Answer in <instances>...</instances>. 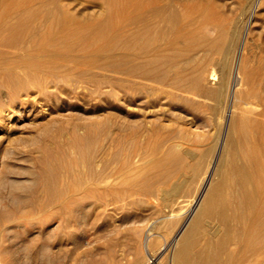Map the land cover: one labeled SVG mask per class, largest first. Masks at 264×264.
<instances>
[{
	"label": "rangeland",
	"instance_id": "rangeland-1",
	"mask_svg": "<svg viewBox=\"0 0 264 264\" xmlns=\"http://www.w3.org/2000/svg\"><path fill=\"white\" fill-rule=\"evenodd\" d=\"M10 1L12 2L9 0L5 5L0 0V11L3 10L0 22H4L3 25L0 24V53L4 56L0 54V66H8L7 71L0 68V72H3L0 76L5 74L0 77V242L3 247L0 252V264H173L178 239L195 212L193 210L186 214L197 193V182L192 175L194 166L198 160H204L203 168L208 167L213 159L219 158L232 117L240 108L237 107L236 99H231L227 105H223L214 96L196 94L174 84L173 86L171 80L162 81L137 69V62L128 56L133 51H127L129 42L124 35L128 31L136 32L142 24L133 22L134 25L129 19L142 12L145 17L152 16L154 21L153 29L140 37L144 42L139 38L135 49L137 52L145 47L144 53L152 54L162 48L163 44L165 47L174 40L184 49L181 56H178L183 63L188 57L203 56L207 52L214 53L212 55L218 59L225 56L233 59L244 46L247 51L245 52L252 61L254 60L253 81L264 84V1L205 0V4L204 0H189L196 1L197 5L190 2V7L195 8V11L189 8V11L185 12L181 5L182 0H175L174 3L182 6L179 7L181 10L178 9L180 13L176 14L174 9L177 7L171 6L156 14L158 16L153 14L150 7L141 12L130 8V0H117V3L120 2V12L115 15L113 12L109 13L110 0H55V3H51L54 0H13V5ZM160 1L157 3L161 6L167 7L170 4V0H165V3L164 0ZM69 2L76 4H73L74 8L76 6L75 10ZM122 2L126 5H121ZM202 3L207 8L215 7V14L221 16L225 25L228 24L224 54L212 47H195L192 42L187 43L188 39L182 35L187 29H199L202 35L208 25L211 28L214 25L216 29H212L218 34L219 26L215 23L209 24V20L205 18V9L198 7ZM4 5L9 8H4ZM79 5L82 7L77 9ZM125 7L126 12H123ZM49 8L57 10L52 11ZM248 9H251V12H247ZM31 10H34L33 13ZM30 11L32 15L29 14ZM221 12L226 13V17ZM21 13L24 16H21ZM8 14L11 15L7 16ZM98 14H103V17ZM119 14L123 16L120 17ZM250 14L252 21L248 22ZM63 15H66V18ZM75 15L82 16L76 17L80 22L69 18ZM89 15H92L93 21L95 17L98 18L94 21H98L96 26L93 22L89 27L86 25L88 20L90 21ZM10 17L14 18L13 21ZM33 18H36L35 21ZM229 19L230 23L226 21ZM70 20H74V24L69 23ZM118 21H121L119 26ZM44 22L48 31L50 26L52 31L45 32L47 29H44ZM112 22L116 24L114 28H111ZM63 23L64 28L60 29ZM13 25L17 27L14 28ZM87 27L94 29L95 34ZM22 28H26L23 29L24 35ZM84 28L86 34L83 30L80 31ZM8 31L12 32L13 36ZM2 32H7L8 35H2ZM68 32L71 34L68 35ZM46 33L47 35H44ZM55 33L61 36L56 38ZM99 35L103 38L108 36L102 40ZM22 36L24 37L21 38ZM21 39H24V43ZM59 39H62L63 44ZM247 41L250 45L245 43ZM51 42L56 51L51 49ZM116 42H119L118 45ZM54 44L57 46L54 47ZM62 45L64 47H61ZM46 47L50 51L47 52ZM24 50H28V53ZM29 51H32V55ZM73 53H76V57ZM80 53L85 56H77ZM68 54L72 55L71 58L74 56L75 59H80L76 61L79 67ZM53 55L61 57L52 60ZM126 55L130 58H126ZM33 58L36 60L33 65L39 64L40 67L30 65L28 68L29 65H25L26 61L31 64ZM66 59L70 62L73 60L75 64L71 62L73 66L70 67ZM5 61L9 63L5 65ZM59 61L62 62L59 64ZM85 65L90 67L87 66L84 70ZM213 65L221 78V64L216 61ZM14 70L18 77L10 75ZM24 94L29 98L26 103L23 100L26 97ZM215 143V157L205 155L207 149ZM167 164L170 173L163 174ZM174 181H184L179 191L173 189ZM169 192L174 193L172 198ZM183 221L186 223L181 227ZM209 238L208 230H204L199 238V246L207 244ZM171 239L173 241L170 243ZM234 246L231 245L233 251ZM234 253L232 263L240 264L237 252ZM223 258L226 259V256Z\"/></svg>",
	"mask_w": 264,
	"mask_h": 264
},
{
	"label": "bare ground",
	"instance_id": "bare-ground-1",
	"mask_svg": "<svg viewBox=\"0 0 264 264\" xmlns=\"http://www.w3.org/2000/svg\"><path fill=\"white\" fill-rule=\"evenodd\" d=\"M9 0H2V2L7 5ZM15 1V0H14ZM18 1V0H16ZM21 1V0H20ZM33 1V0H32ZM37 1V0H36ZM34 1V3L36 2ZM52 1V0H51ZM50 1V2H51ZM62 1V0H61ZM75 1V0H74ZM120 1V0H119ZM160 1V0H158ZM157 0H130V8H133L134 10L137 9L141 12V10L146 9V7H150L149 9L152 10L153 14L156 15L158 13H161L162 10H166L171 6H175L176 9H174L175 13L177 14L178 12L180 13L181 8H179L181 5L183 6V9L185 10V12L189 11V8H192V6L190 7V2H196V1H189V0H182V4L179 5L178 3H174L175 0H173V2H171L172 0H170V4L169 6H161L159 5ZM221 1V0H219ZM226 1V0H225ZM223 1V2H225ZM241 2H243L242 0H240ZM247 1V0H245ZM244 1V3H246ZM249 1V0H248ZM264 1V0H262ZM261 1V2H262ZM11 2V1H10ZM13 2V0H12ZM11 2V4L13 5V3ZM29 3V1H27ZM121 2V1H120ZM119 2V3H120ZM158 2V3H157ZM198 2V0H197ZM196 2V3H197ZM202 2V1H201ZM200 2V3H201ZM210 2V0L208 1ZM211 2H214L211 1ZM237 2V1H236ZM1 3V4H3ZM18 3V2H17ZM51 3H55L51 2ZM57 3V2H56ZM71 2H69L70 4ZM117 3V0H110L109 1V9L111 10L109 13H114V15L118 12H120V4ZM165 3V0H164ZM162 3V4H164ZM169 3V2H168ZM193 3V4H194ZM195 3V4H196ZM203 3H205V0L203 1ZM202 3V4H203ZM207 3V2H206ZM205 3V4H206ZM243 3V4H244ZM255 3V1H254ZM264 3V2H263ZM10 4V5H11ZM25 4V2H24ZM44 4V2H43ZM72 7L73 4L75 3H71ZM161 4V1H160ZM199 4L198 7L199 8H203L205 9V18L206 20H209V24H213L215 23V25L219 26V32L218 34H215V30H213L212 28L214 27V25H212L213 27L211 28V26H206V29H204L202 31V35L200 34L201 31L199 29L196 30H190L187 29L185 30L184 36H186V39H188V42H192L194 44V46L198 47L200 45H203V47L207 46L208 49H210L211 47L213 49H215L216 51L219 52H224V42L228 37V32H227V27L226 25H228L226 23L223 22L222 18H220L221 16H218L217 13L215 14V12L213 11L215 9L212 8H207L206 5H202ZM209 4V3H208ZM242 4V5H243ZM4 8H9V6H6ZM11 5V6H12ZM20 5V3H19ZM23 3L21 4V7ZM27 5V4H26ZM24 5V6H26ZM46 4H44L45 6ZM54 5V4H53ZM56 5V4H55ZM76 5V4H75ZM78 5V4H77ZM123 5V2L122 4ZM126 5V3H125ZM123 5V6H125ZM192 5V4H191ZM197 5V4H196ZM195 5V7H196ZM213 5V4H212ZM216 5V4H215ZM250 5V3H249ZM16 6V5H15ZM14 6V7H15ZM18 6V4H17ZM33 6V4H32ZM31 6V8H32ZM58 6V5H57ZM81 5H79L77 7V9L80 7ZM181 6V7H182ZM211 6V5H210ZM20 7V6H18ZM20 7V8H21ZM38 7V6H36ZM82 7V6H81ZM122 7V6H121ZM194 7V5H193ZM219 7V6H218ZM236 7V6H235ZM239 7V6H238ZM248 7V6H247ZM246 7V8H247ZM251 6H249L248 8H250ZM13 8V7H11ZM58 8V7H57ZM54 9V10H57ZM74 8V7H73ZM76 8V6H75ZM74 8V10H75ZM253 8V7H251ZM1 9V8H0ZM23 9V8H22ZM40 9V8H39ZM52 10V8H49ZM48 9V11H49ZM64 9V8H63ZM66 9V8H65ZM76 9V10H77ZM123 9V8H122ZM127 9L126 7L124 8L123 12H126ZM179 9V10H178ZM193 9V8H192ZM191 9V10H192ZM202 9V10H203ZM218 9V8H217ZM225 9V8H224ZM229 9V8H228ZM243 9V8H241ZM46 11V9H43ZM52 10V11H54ZM131 10V9H130ZM178 10V11H177ZM201 10V9H200ZM216 10V9H215ZM236 10V9H235ZM239 10V9H238ZM237 10V11H238ZM251 10V9H250ZM249 9L246 10L247 12L250 11ZM3 11V10H2ZM2 11H0V17L3 16ZM12 11V10H11ZM20 11V10H19ZM32 11V10H31ZM31 11L29 14H31ZM34 11V10H33ZM32 11V13H33ZM47 11V12H48ZM68 11V10H67ZM66 11V12H67ZM73 11V9H72ZM87 11V10H85ZM193 12L195 11V8L192 10ZM197 11V8H196ZM221 11V10H220ZM228 11V10H227ZM231 11V10H229ZM15 12V11H14ZM23 12V11H22ZM26 12V11H25ZM41 12H43L41 10ZM69 12V11H68ZM75 13H77L76 11H74ZM79 12V11H78ZM122 12V13H123ZM137 12V11H136ZM148 12V11H147ZM146 12V13H147ZM184 12V14H186ZM219 12V11H218ZM246 12V13H247ZM251 12V11H250ZM249 12V13H250ZM255 12V10H254ZM19 13V12H18ZM36 13V12H35ZM39 13V11H38ZM53 13V12H51ZM57 13V12H56ZM54 12V14H56ZM88 13V12H87ZM106 13V12H105ZM130 12H128L129 14ZM134 14V11L132 12ZM142 13V12H141ZM141 13H135L136 15H131L133 17H131V19H129V22H141L142 27L140 29H138L136 32H132V31H128L125 33L124 36L127 37L128 39V46H127V41H125L126 46H127V51L132 50L133 52L131 53V55L129 54L128 56H131V58L133 59V61L137 62V69L148 73V74H152L155 77H158V79H161L162 81H167V80H171L172 85H176L178 87H182L188 91H192L195 92L196 94H204V95H211L214 96L220 103H223V105L228 102L231 101V99H236L238 100L237 103V107H239L240 111L235 114L232 117L231 120V125H229V129H228V134H227V138H226V142L225 145L223 147V150L221 151V154L219 155V158L217 160L215 159H211L212 162L208 167H204L203 168V162L204 160H198L197 164L194 166L192 175L194 176L196 182H197V193L192 201V203L190 204V206L187 208V213L192 212L193 210L195 211L193 216L190 218V220L188 221V224H186V227L184 228L183 232L181 233L179 239H178V246L176 248V252L174 254L173 257V264H233L232 263V259L235 258V253L237 252V258L238 261L240 262V264H264V84H257L253 81V69H252V58L249 57V55L246 53L247 51L244 49V46L242 47L241 51L238 50V52L236 53V55L233 57V59L228 58L227 56H225L224 58H215L212 54H209L208 52L203 55V56H192V57H188V59L185 60V62L181 63L182 61H180V59L178 58V56L183 52V48L180 47V43L177 45L176 41L172 40L170 45H166L164 47L165 44H163L162 48L160 47L159 49H157L154 53L152 54H145L144 53V45H142L144 48L140 49L139 52H137L135 49L137 48V44L138 41L141 39L140 37L145 33H147L154 25V21L153 18H151L152 16L149 17H145L144 15H142ZM199 13V12H198ZM201 13V11H200ZM199 13V14H200ZM222 13V12H221ZM244 13V11L242 12ZM5 14V12H4ZM44 14V12H43ZM41 14V15H43ZM63 14H67V13H63ZM79 14V13H77ZM84 14V13H83ZM82 14V15H83ZM131 14V13H130ZM145 14V12H144ZM166 14V12H165ZM169 14V12H168ZM220 14V13H219ZM223 14V13H222ZM221 14V15H222ZM11 15V14H10ZM9 14L7 16H10ZM14 15V14H13ZM23 14L21 13V16ZM32 15V14H31ZM34 15V14H33ZM38 15V14H36ZM40 15V14H39ZM72 15V13H71ZM97 16V14H95ZM100 16H102L103 14H98ZM109 15V14H108ZM122 14H119L118 16L121 17ZM127 15V14H126ZM146 15V14H145ZM187 15V14H186ZM185 15V16H186ZM191 15V14H190ZM195 15V14H194ZM193 15V16H194ZM217 15V16H216ZM225 15L226 17V13L223 14V16ZM228 15V14H227ZM249 15V14H248ZM254 15V13H253ZM19 16V15H18ZM16 16V17H18ZM19 16V17H21ZM24 16V15H23ZM47 16V15H46ZM51 16V14H50ZM66 18V15H63ZM68 16V14H67ZM70 16V15H69ZM78 15L69 17V18H75V21H79L80 19L78 18H82V16H78V18H76ZM92 16V15H91ZM91 16L89 15V19L91 21ZM123 16V15H122ZM158 16V15H156ZM162 16V15H161ZM164 16V15H163ZM184 16V17H185ZM189 16V15H188ZM191 16V17H193ZM14 17V16H12ZM29 18V15L27 16ZM61 17V16H60ZM98 17V16H97ZM95 17V20H98V18ZM103 17V16H102ZM107 17V16H106ZM115 17V16H114ZM129 17V16H128ZM170 17V16H169ZM232 17V16H231ZM252 14H250L249 18H248V22L249 20H251ZM4 18V17H3ZM2 18V20H3ZM11 18V17H10ZM8 18V19H10ZM15 18V17H14ZM14 18H11V20L13 21ZM37 18H39L37 16ZM88 18V17H87ZM97 18V19H96ZM101 18V17H100ZM109 18V17H108ZM113 19V17H110ZM117 18V15H116ZM130 18V17H129ZM156 18V17H155ZM158 18V17H157ZM156 18V19H157ZM181 18V17H180ZM189 18V17H188ZM186 18V21L187 19ZM36 19V18H35ZM35 19L33 18V21H35ZM53 19V18H52ZM78 19V20H77ZM86 19V18H85ZM155 19V20H156ZM161 19V18H160ZM174 19V17H173ZM225 19V18H224ZM239 19V18H238ZM256 19V18H255ZM254 19V20H255ZM261 19V18H260ZM27 20V19H26ZM32 21V19H30ZM47 20V19H46ZM49 20V19H48ZM54 20V19H53ZM56 20V19H55ZM54 20V21H55ZM59 20V19H57ZM62 20V19H61ZM68 20V19H67ZM66 20V21H67ZM82 20V19H81ZM88 20V19H86ZM94 20V21H95ZM105 20V19H104ZM118 20V19H117ZM120 20V19H119ZM125 20V19H123ZM169 20V19H168ZM191 20V19H190ZM195 20V19H193ZM202 20V19H201ZM199 20V21H201ZM262 20V19H261ZM9 21V20H8ZM22 21V20H21ZM42 21V20H41ZM40 18H39V22ZM63 21V20H62ZM88 20L87 24L83 23V25H90V23H94L93 19L90 22ZM163 21V20H162ZM161 21V22H162ZM170 21H174V20H170ZM229 21L228 23H230V19L226 20ZM240 21H242L240 19ZM247 21V20H246ZM252 21V20H251ZM250 21V22H251ZM10 22V21H9ZM15 22L16 19H15ZM13 22V23H15ZM27 22V21H26ZM46 22V21H45ZM44 22V23H45ZM49 21H47L48 23ZM59 21H57L58 23ZM65 22V20H64ZM71 22V20L69 21V23ZM74 22V20H73ZM71 22V23H73ZM98 22V21H96ZM96 22L94 23L96 26ZM102 22V21H101ZM121 22V21H120ZM118 21V25L119 26L120 23ZM157 22V21H156ZM175 22V21H174ZM177 22V21H176ZM175 22V23H176ZM188 22V21H187ZM196 22V21H195ZM245 22V21H244ZM263 22V21H262ZM30 23V22H29ZM28 23V24H29ZM33 23V22H32ZM36 23L37 20H36ZM43 23V24H44ZM61 23V22H60ZM78 23V22H77ZM107 23V22H106ZM111 23V22H110ZM158 23V22H157ZM197 23V22H196ZM199 23V22H198ZM203 23V22H202ZM206 23V24H208ZM252 23V22H251ZM0 24H2V22H0ZM4 24V22H3ZM2 24V25H3ZM9 24V23H8ZM12 22L10 23L11 26ZM17 24V23H16ZM50 24V23H49ZM74 24V23H73ZM100 23H98L97 25H99ZM108 24V23H107ZM113 24V22H112ZM111 24V25H112ZM134 24V23H133ZM163 24V23H162ZM201 24V23H200ZM245 24H247L245 22ZM34 25V24H33ZM47 24L45 23V28L42 27V30L47 29L45 32H50L52 31V28L50 26V31H48V28H46ZM65 23H63V26L60 29L64 28ZM72 25V24H71ZM82 25V26H83ZM93 25V24H92ZM91 25V26H92ZM114 25H116L115 23L113 24V26L111 28H114ZM123 25V24H122ZM121 25V26H122ZM135 25V24H134ZM169 25V23H168ZM184 25V22H183ZM193 25V24H192ZM197 25V24H196ZM195 25V26H196ZM205 25V23H204ZM232 25V24H231ZM9 26V25H8ZM27 26V25H26ZM35 26V25H34ZM56 26V25H55ZM67 26V25H66ZM75 26V25H74ZM74 26H71V28H74ZM108 26V25H107ZM105 26V27H107ZM137 26V25H136ZM159 26V25H158ZM171 26V25H169ZM174 26V25H173ZM180 26V25H179ZM200 26V25H199ZM230 26V25H229ZM235 26V24H234ZM233 26V27H234ZM245 26V25H244ZM14 27V25H13ZM16 28V27H14ZM41 27V26H40ZM54 27V26H52ZM70 27V26H68ZM87 27V29H89ZM93 27V26H92ZM123 27V26H122ZM126 27V26H124ZM130 27V26H129ZM128 27V28H129ZM161 27V26H160ZM181 27V26H180ZM232 27V26H231ZM241 27V25H240ZM260 27V26H259ZM6 28V27H5ZM21 28V27H20ZM29 28V27H28ZM44 28V29H43ZM59 28V27H58ZM80 28V27H78ZM77 28V29H78ZM83 28V27H82ZM97 28V27H96ZM100 28V27H99ZM138 28V27H136ZM179 28V27H178ZM177 28V29H178ZM198 28V27H197ZM201 28V27H200ZM215 28V27H214ZM250 28V27H249ZM8 29V28H7ZM11 29V28H10ZM23 29L26 28H22ZM40 29V28H39ZM38 29V32L40 31ZM123 29V28H122ZM126 29V28H125ZM132 29V27L130 28ZM153 29V28H152ZM157 29V28H156ZM160 29V28H159ZM173 29V28H172ZM216 29V28H215ZM246 29V28H245ZM1 30V29H0ZM15 30V29H14ZM32 30V29H30ZM29 30V31H30ZM83 30L82 32L85 33V28L84 29H80V31ZM90 31H93L94 29H89ZM87 30V31H89ZM103 30V29H102ZM118 30V29H117ZM124 30V29H123ZM155 30V29H154ZM174 30V29H173ZM184 30V29H183ZM229 30V29H228ZM232 30V29H231ZM237 30V29H235ZM2 31V30H1ZM0 31V34H1ZM5 31V30H4ZM28 31V30H27ZM35 31V29H34ZM64 31V30H63ZM78 31V30H77ZM86 31V32H87ZM113 31V30H112ZM120 31V29H119ZM125 31V30H124ZM123 31V32H124ZM127 31V30H126ZM156 31V30H155ZM164 31V29H163ZM233 31V30H232ZM9 32V31H8ZM18 32V31H17ZM67 32V31H66ZM95 34V31H93ZM98 32V31H97ZM110 32V31H109ZM122 32V33H123ZM175 32V31H174ZM237 32V31H236ZM242 32V31H241ZM7 33V32H6ZM5 33V34H6ZM12 33V32H9ZM20 33V32H19ZM25 31L22 33L24 35ZM30 33V32H29ZM33 33V31H32ZM35 33V32H34ZM43 33V32H42ZM70 32H68V35ZM73 33V31H72ZM80 33V32H79ZM83 33H81L83 35ZM88 33V32H87ZM105 33V32H104ZM107 33V32H106ZM105 33V34H106ZM119 33V32H118ZM173 33V32H172ZM178 33V32H177ZM244 33V31H243ZM4 33L2 32V35ZM4 34V35H5ZM17 34V33H16ZM15 34V36H16ZM36 34V33H35ZM34 34V36H35ZM53 34V33H52ZM57 34V33H55ZM59 34H61L59 32ZM63 34V33H62ZM67 34V33H65ZM76 34V33H75ZM86 34V33H85ZM97 34V33H96ZM121 34V33H120ZM124 34V33H123ZM148 34V33H147ZM146 34V35H147ZM238 35H240V33H237ZM248 34L249 31H248ZM8 35V33H7ZM27 35V34H26ZM30 35H32L30 33ZM44 35H47L44 34ZM50 35V34H49ZM54 35V34H53ZM67 35V36H68ZM98 35V34H97ZM96 35V37H97ZM109 35V34H108ZM106 35V37L108 36ZM145 35V36H146ZM162 35V34H160ZM164 35V34H163ZM174 35V34H173ZM177 35V34H176ZM236 35V34H235ZM243 35V34H242ZM241 35V36H242ZM13 36V33H12ZM20 36V35H19ZM56 36V35H55ZM61 35L57 34L58 38ZM65 35H63L64 37ZM66 36V37H67ZM78 36V35H77ZM80 36V34H79ZM85 36V35H84ZM83 36V37H84ZM90 36L92 37V35L90 34ZM94 36V35H93ZM100 36V35H99ZM98 36V37H99ZM151 36V35H150ZM170 36V35H169ZM180 36V35H178ZM183 36V37H184ZM201 36V37H200ZM5 37V36H4ZM24 36H22L21 38H23ZM29 37V36H28ZM26 37V38H28ZM101 37V36H100ZM99 37V38H100ZM105 37V38H106ZM118 37V36H117ZM125 37V38H126ZM153 37V36H152ZM155 37V36H154ZM163 37V36H162ZM172 37V35H171ZM234 37V36H233ZM246 37V36H245ZM3 38V36H2ZM16 38V37H15ZM24 38V39H26ZM55 38V39H56ZM61 38V37H60ZM68 38V37H67ZM85 38L87 39L88 37L85 36ZM103 38V36L101 37ZM105 38H103L102 40H104ZM119 38V37H118ZM124 38V37H123ZM140 38V39H139ZM169 38V37H168ZM175 38V37H174ZM237 38V37H236ZM247 38V37H246ZM253 38V37H252ZM5 39V38H4ZM8 39V37H7ZM14 39V37H13ZM23 39V40H24ZM52 39V38H51ZM54 39V37H53ZM64 39V38H63ZM90 39V37H89ZM93 39V37H92ZM91 39V40H92ZM167 39V38H166ZM181 39V38H180ZM178 39V40H180ZM185 39V40H186ZM240 39V36H239ZM6 40V39H5ZM10 40V39H9ZM19 40V39H18ZM22 40V39H21ZM22 40V42H23ZM49 40V39H47ZM62 41V39H59ZM88 40V39H87ZM90 40V41H91ZM114 40V39H113ZM119 40V39H118ZM117 40V41H118ZM237 40V39H236ZM247 40V39H246ZM245 40V41H246ZM249 40V39H248ZM257 40V39H256ZM8 41V40H7ZM39 41V40H38ZM51 41V40H50ZM57 41V40H55ZM54 41V42H55ZM89 41V42H90ZM95 41V40H94ZM143 40L141 39V42ZM151 41V39L149 40ZM168 41V40H167ZM182 41V40H181ZM238 41V40H237ZM251 41V40H250ZM253 41V40H252ZM12 41H10V43H12ZM18 42V41H17ZM44 42V40L42 41ZM66 42V40H65ZM68 42V41H67ZM66 42V43H67ZM93 42V40L91 41V43ZM144 42V41H143ZM152 42V41H151ZM155 42V41H154ZM166 42V41H165ZM227 42V40H226ZM233 42V41H231ZM256 42V41H255ZM24 43V42H23ZM32 43V42H31ZM34 43V42H33ZM49 42H47L48 44ZM52 43L51 42V49L53 50L54 48H52ZM56 43V42H55ZM69 43V42H68ZM114 43V42H113ZM117 43V42H116ZM119 43V42H118ZM118 43L116 45H118ZM157 43V42H156ZM159 43V42H158ZM167 43V42H166ZM186 43V44H187ZM240 43V42H239ZM245 43H248L245 42ZM21 44V43H20ZM57 44V43H56ZM61 44V43H60ZM63 44V41H62ZM70 44V43H69ZM155 44V43H154ZM228 44V43H227ZM249 44V43H248ZM261 44V43H260ZM4 45V44H3ZM12 45V44H11ZM29 45V44H28ZM27 45V46H28ZM35 45V44H34ZM41 45V44H40ZM58 46H60L59 44H57ZM54 44V47L57 46ZM89 45V44H88ZM123 45L124 42H123ZM152 45V43H151ZM159 45V44H158ZM183 45V44H182ZM229 45V44H228ZM250 45V44H249ZM6 46V45H5ZM8 46V45H7ZM10 46V45H9ZM26 46V45H25ZM24 46V48H26ZM33 46V45H32ZM121 46V45H119ZM141 46V47H142ZM192 46V45H191ZM246 46V45H245ZM264 46V45H263ZM4 49L5 47L2 46ZM15 47V46H14ZM13 47V48H14ZM36 48H38L37 46H35ZM61 47H64V45H62ZM66 47V46H65ZM151 47V46H150ZM237 47V46H236ZM241 47V46H240ZM259 47V46H258ZM257 47V48H258ZM1 48V47H0ZM9 48V47H8ZM11 48V47H10ZM9 48V49H10ZM18 48V47H17ZM20 48V47H19ZM31 48V47H30ZM30 48L28 50H30ZM48 47H46L47 52L50 51L47 49ZM57 48V47H56ZM103 48V47H102ZM124 48V47H123ZM139 48V47H138ZM155 48V46H154ZM248 48V47H247ZM251 48V47H250ZM256 48V49H257ZM263 48V47H262ZM2 49V48H1ZM0 49V51H1ZM12 49V48H11ZM15 49V48H14ZM58 49V48H57ZM65 49V48H61ZM100 49V48H99ZM121 49V48H119ZM153 49V47H152ZM191 49V48H190ZM206 49V48H205ZM259 49V48H258ZM8 50V49H7ZM16 50V49H15ZM26 50V49H25ZM24 50V51H25ZM27 50V51H28ZM41 50V49H40ZM56 51V49H54ZM59 50V49H58ZM90 50V49H89ZM115 50V49H114ZM193 50V49H192ZM202 50V47H201ZM212 50V49H211ZM210 50V51H211ZM244 50V51H243ZM252 50V49H251ZM6 51V50H5ZM10 51V50H9ZM25 51V52H27ZM36 51V50H35ZM88 51V49L86 50ZM94 50V54H95ZM152 51V50H149ZM203 51H205L203 49ZM208 51V50H206ZM246 51V52H245ZM30 52V51H29ZM32 52V51H31ZM30 52V54H31ZM38 52V51H37ZM42 52V51H41ZM40 52V53H41ZM103 52V51H100ZM123 52V51H122ZM126 52V51H125ZM124 52V53H125ZM148 52V51H147ZM261 52V51H259ZM263 52V51H262ZM3 53V52H2ZM10 53V52H8ZM28 53V52H27ZM64 53V52H63ZM79 53V52H78ZM188 53V52H187ZM218 53V52H217ZM254 53V52H253ZM1 54V53H0ZM6 54V53H4ZM36 54V53H35ZM60 54V52H59ZM62 54V53H61ZM74 54V53H73ZM76 54V53H75ZM74 54V55H75ZM88 54V52L86 53ZM219 54V53H218ZM2 57L3 54H1ZM16 55V54H15ZM13 55V57L15 56ZM32 55V54H31ZM39 54H37L38 56ZM48 55V53H47ZM50 55V54H49ZM52 55V54H51ZM50 55V56H51ZM70 55V54H68ZM81 53L77 56H80ZM84 53H82L81 57L83 58ZM89 55V54H88ZM99 55V54H98ZM101 55V54H100ZM121 55V54H120ZM221 55V54H220ZM230 54L228 53V56ZM256 55V54H255ZM254 55V56H255ZM258 55V54H257ZM17 56V55H16ZM44 56H46L44 54ZM61 57V55H59ZM85 56V55H84ZM113 56V55H112ZM111 56V57H112ZM126 55V58H130ZM181 56V55H180ZM219 56V55H218ZM260 56V55H259ZM1 57V56H0ZM12 57V56H11ZM21 57V56H20ZM55 57H58L57 55H55ZM53 55L52 60H56ZM60 57H58L60 59ZM72 57V55H70V58ZM76 57V55H75ZM114 57V56H113ZM116 57V56H115ZM114 57V58H115ZM125 57V55H124ZM28 58V57H27ZM46 58V57H45ZM50 58V57H49ZM63 58V57H62ZM66 57H64L65 59ZM68 58V56H67ZM74 58V56H73ZM71 58V59H73ZM95 58V57H94ZM99 58V57H98ZM2 59V58H1ZM8 59V58H5ZM12 59V58H11ZM14 59V58H13ZM18 59V58H17ZM70 59V60H71ZM85 59V58H84ZM88 59V58H86ZM101 59V58H100ZM124 60V58H122ZM3 60V59H2ZM20 63L22 62L21 59ZM51 58L50 61L52 62ZM77 60H80L78 58H74V61L76 63ZM82 60V59H81ZM114 60V59H113ZM117 60V59H116ZM257 60V59H256ZM259 60V59H258ZM11 61V60H10ZM13 61V60H12ZM18 61V60H17ZM66 61H69V59ZM96 61V59L94 60V62ZM132 60L130 59V62ZM217 61V63L221 64V71L223 74L221 75V78H219L218 75V70H216V67L213 65L215 64ZM6 62V61H5ZM4 62V63H5ZM36 60H34V58L31 60V64H28V62L26 61L27 64H25L26 66L29 65L28 68H30V65L32 66L33 64H35ZM40 62V61H39ZM44 62V61H42ZM62 61H59V64ZM65 62V61H64ZM73 62V60L71 61ZM70 63V67L73 66V63ZM85 63L87 61H84ZM82 62V63H84ZM92 62V61H91ZM115 62V61H114ZM9 62H6L5 65H7ZM14 63V62H13ZM30 63V61H29ZM38 63V61H37ZM41 63V62H40ZM58 63V60H57ZM68 63V62H67ZM68 63V64H69ZM74 63V64H75ZM81 63V64H82ZM88 63V62H87ZM86 63V64H87ZM264 63V62H263ZM1 64H3V62H1ZM23 64V62H22ZM58 64V65H59ZM62 64V63H61ZM90 64V62L88 63ZM115 64V63H114ZM124 64V63H123ZM120 64V65H123ZM136 64V63H135ZM4 65V64H3ZM14 65V64H13ZM24 65V64H23ZM22 65V66H23ZM24 65V66H25ZM37 65H33V67L38 66ZM72 65V66H71ZM83 65V64H82ZM81 65V68H82ZM258 65V64H257ZM12 66V63H11ZM16 66H20V64H16ZM15 66V67H16ZM25 66V67H26ZM41 66V65H40ZM38 66V67H40ZM65 66V65H63ZM76 66L77 63H76ZM76 66H74L76 68ZM90 67L89 65H85L83 67H85L84 70H86V68ZM260 66V64H259ZM8 66H6L7 68ZM17 67V68H18ZM24 67V69L26 70V68ZM43 67V66H42ZM52 67V66H51ZM79 67V66H78ZM92 67V66H91ZM94 67V65H93ZM121 67V66H119ZM258 67V66H257ZM1 68V66H0ZM5 68V67H2ZM1 68V69H2ZM3 69L6 70L7 69ZM16 68V69H17ZM80 68V69H81ZM220 68V67H219ZM0 69V71H1ZM10 69V68H9ZM21 69L23 70V68L21 67ZM32 69V68H31ZM78 69V68H77ZM12 70V69H11ZM29 70V69H28ZM114 70V69H113ZM133 70V69H132ZM255 70V69H254ZM5 71V72H6ZM50 71V70H49ZM115 71V70H114ZM124 71V70H122ZM128 71V70H127ZM135 70H133L134 72ZM20 72V71H19ZM28 72V71H27ZM64 72V71H61ZM120 72V71H119ZM138 72V71H137ZM3 73V72H0ZM8 73V72H7ZM49 73V72H48ZM55 73V72H54ZM60 73V72H58ZM71 73V72H70ZM126 73V72H125ZM23 74V72H22ZM26 74V73H25ZM143 74V73H142ZM263 74V73H262ZM1 75V74H0ZM5 75V74H4ZM4 75L2 74V76L4 77ZM9 75V74H8ZM13 76L18 77V74L15 73V70L13 72V74H10ZM47 75V74H46ZM50 75V74H49ZM58 75V74H57ZM116 75H120V74H116ZM261 75V74H260ZM0 76V77H2ZM12 76V77H13ZM65 76V75H64ZM28 77V76H27ZM74 77V76H73ZM261 78V77H260ZM30 79V77H29ZM156 79V78H155ZM217 79H220L217 81ZM8 80V78H7ZM9 81V80H8ZM161 81V82H162ZM12 82V81H11ZM30 82V80H29ZM170 82V81H169ZM168 82V83H169ZM118 83V82H117ZM259 83V82H258ZM29 84V83H28ZM26 85V84H25ZM170 85V84H169ZM173 85V86H174ZM28 86V85H27ZM25 86V87H27ZM14 87V86H13ZM29 87V86H28ZM23 88V87H22ZM21 89V88H19ZM15 90V89H14ZM15 92V91H14ZM26 92V91H25ZM191 92V93H192ZM12 93V92H11ZM26 94V93H25ZM24 94V95H25ZM26 96V95H25ZM22 97V96H21ZM209 97V96H208ZM24 102L26 103L27 101H29V98L26 96L24 97ZM235 100V101H236ZM24 104V103H23ZM216 105L218 106V103H216ZM222 104H219V106ZM232 105V104H231ZM236 105V104H235ZM258 107V108H257ZM260 107V108H259ZM231 109V108H230ZM217 151V144H212L209 149H207L205 155H209V157L214 158L215 154ZM192 154H190L191 156ZM195 155V154H194ZM176 156V155H175ZM174 157V156H173ZM171 156V158H173ZM207 157V156H206ZM183 159V158H182ZM181 160V159H180ZM193 162V161H192ZM209 163V161H208ZM207 166V165H206ZM192 167V166H191ZM185 170V169H184ZM165 173H170V168L167 165L164 166L163 169V174ZM189 173V172H188ZM135 174V173H134ZM190 175V174H188ZM191 177V176H190ZM187 178V177H186ZM185 178V183L187 182ZM184 182V181H183ZM183 182L182 181H174L175 185L173 189H176L177 191H179L180 188L183 187ZM185 186V185H184ZM173 187V185H172ZM172 187L170 189H172ZM172 189V190H173ZM176 190L174 192H176ZM168 191V190H166ZM171 194V198L172 195H174V193L172 194V192H169ZM176 194V193H175ZM186 223V221L182 223L181 227L184 226ZM204 230H208V233L210 235L209 241L207 244L199 246V238L201 233ZM173 241V239L170 240V243ZM169 243V244H170ZM234 244L235 248L234 251L231 247V245ZM3 247L1 246V242H0V252L3 250ZM236 250V251H235ZM224 256H226V259L223 258ZM225 259V260H224Z\"/></svg>",
	"mask_w": 264,
	"mask_h": 264
}]
</instances>
